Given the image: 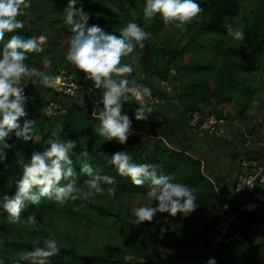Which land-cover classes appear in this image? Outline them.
I'll return each mask as SVG.
<instances>
[{
    "label": "trees",
    "instance_id": "obj_1",
    "mask_svg": "<svg viewBox=\"0 0 264 264\" xmlns=\"http://www.w3.org/2000/svg\"><path fill=\"white\" fill-rule=\"evenodd\" d=\"M37 1L43 7L49 27L56 31L59 44L68 50L71 36L70 26H66L64 31H58L56 27L57 24L64 23L65 13L59 15L58 12L66 7L67 0ZM136 2L137 0H84V5L85 10L92 13L90 24L98 23L105 27L107 31L119 34L120 28L134 16ZM198 2L202 11L187 22L183 28L173 26L172 22L166 24L163 18L157 14L153 26L166 29L167 42H170V44L168 45L169 49L164 52L161 45L153 43L150 51L151 72H153L152 74L161 73L162 70L164 75H167L173 71V79L182 89L179 91L178 100L186 112L195 111L201 105H207L210 107V113L219 120L240 118L245 113V107L241 101L252 99L254 96V89L248 85L245 78V72L248 68L244 65H240L237 71L224 68L216 61L213 49H224L229 54L240 57L243 60L242 64H245L253 61L261 53V46L249 42L248 44H241L240 47H226L225 37L228 32L225 27V11L216 12L217 0H198ZM15 33H20L25 37L34 36L32 31L24 29H17ZM15 33L6 34V38ZM198 39L206 42L208 40V42H211L212 48L210 50L207 48V51L204 48L194 47ZM183 40H186L185 44L181 43ZM212 52L213 54L209 55ZM135 58V52L133 51L129 56L122 57L121 63L132 64L133 71L126 75L130 81L134 79L140 84L136 73ZM25 62L41 74L32 77L37 81H42L43 74L57 76L61 65L53 62L44 51L29 53ZM163 79H166V77H163ZM39 104H34L33 112H28L27 117L35 120L36 133L34 139L29 142H22L17 141V138L13 135L9 143H14V147L7 149L6 158L0 160V195L4 192H8L10 195L15 192V180L22 175V168L18 161L29 159L33 150L42 151L44 147L48 146L49 137L54 136V138L61 140L73 139L77 141L72 158L78 173V185L81 191L87 187L83 183L87 177L80 172V160L77 158V153L87 149L90 153L89 162L92 163L96 171L102 175L115 176L113 185L115 191L137 194L143 200L142 202L147 199L151 204L152 201L146 195L147 184L133 185L129 177L121 176L114 166L107 163L108 154L125 150L137 162L158 164L159 173L171 175L174 182L188 184L197 196L196 208L190 214L186 212L184 216L178 213L175 217L168 216L167 213L157 214V217L150 224L161 220L163 223L172 226L176 234L182 235L194 232L198 221L218 215L221 197L227 194L228 188L221 186L217 179L206 173L205 168L208 161L196 151L176 146L170 148L155 142L154 144L147 143L141 134L133 131L125 144L108 141L96 132L99 120L93 114V103L80 104L78 101H73L68 106L60 122L58 121L60 129L55 134L53 130H48L45 126L47 106ZM158 125H160L162 131H165L166 137L178 131L177 129H170L166 121L155 123L153 130H156ZM262 127V125H258V131L261 132ZM255 128L252 130L253 133ZM38 135H41L40 139H36ZM181 136L187 139L185 135ZM257 139L263 144L260 152L253 151L252 155L247 152L246 157H253L258 153L264 154V137L258 136ZM64 182L61 181V183ZM154 203H158V201ZM61 210H88V215H90L89 212L94 210L101 218L113 215L112 212L98 208L86 200L69 199L65 203L59 204L45 197L40 204H29L27 208L22 210V220L19 223L10 222L8 213L0 209V229L28 230L27 226L33 224L28 220L29 215H35L37 222H39L40 217L45 213ZM95 212H91L93 217ZM164 217L168 218L165 220ZM244 217L248 222L255 220L253 213L246 212ZM97 220L102 219L98 217ZM145 223L149 222L145 221ZM247 233L248 231L245 229L243 232L245 237H247ZM149 238H147L149 243L155 245L166 244L165 240L153 234ZM259 238L257 244L232 247L228 254L220 259H218L217 254L227 249L228 245L221 247L217 253L211 256L217 258L218 264H264V232L260 233ZM0 245L7 251L15 248L19 251V255L6 258V260L0 261V264H30L29 261L21 260V254L25 250L33 248L34 244L4 241ZM59 248L58 253L48 258L49 264H124L121 259L116 257L81 253L75 248Z\"/></svg>",
    "mask_w": 264,
    "mask_h": 264
},
{
    "label": "clouds",
    "instance_id": "obj_2",
    "mask_svg": "<svg viewBox=\"0 0 264 264\" xmlns=\"http://www.w3.org/2000/svg\"><path fill=\"white\" fill-rule=\"evenodd\" d=\"M31 3L32 0H0V160L6 158L7 149L14 147V143H9L13 135L17 141L29 142L36 133L35 120L27 118L25 89L29 82L35 83L31 80L33 74H41L25 61L29 53L43 51L45 37H25L15 33L24 27V21L18 17L31 7ZM63 11L64 23L71 28L65 59L85 81L100 90L98 98L92 101L93 114L99 120L96 132L108 141L125 144L132 133L133 120H147L153 109L142 99L151 95V89L134 79L130 81L126 74L133 71V66L121 63V59L133 53L137 45L143 48L150 33L135 20L123 25L119 34L107 31L98 23L90 24L92 13L85 10L84 0H67ZM201 11L198 0H145L143 6L144 18L159 14L166 24L176 22L180 28ZM226 28L233 39H244L241 28L231 23H227ZM8 33L15 34L6 38ZM59 79V76L42 75L43 82L48 85ZM133 98L141 103L132 108L130 116L125 102ZM76 144V140L52 136L42 151L33 150L29 159L18 161L22 175L15 180V192L0 195V209L8 213L10 222H21L22 210L29 204H40L45 197L59 204L77 198L81 189L72 158ZM89 157L87 149L77 153L80 172L87 177L83 181L89 190L86 195L102 194L105 190L114 195L115 176L100 174L89 162ZM107 163L121 176L129 177L133 185H148L146 195L152 203L132 209L133 224L139 226L145 221L151 222L162 213L171 217L178 213L190 214L196 208L197 196L192 187L174 182L169 174L159 173L158 164L137 162L125 150L108 154ZM28 220L37 223L35 215H29ZM160 230L163 233L166 228L161 225ZM33 244V248L21 254V260L30 264H49L48 258L60 250L59 241L53 235L45 237L42 242L38 238ZM205 264H218L217 258L211 256Z\"/></svg>",
    "mask_w": 264,
    "mask_h": 264
},
{
    "label": "rangeland",
    "instance_id": "obj_3",
    "mask_svg": "<svg viewBox=\"0 0 264 264\" xmlns=\"http://www.w3.org/2000/svg\"><path fill=\"white\" fill-rule=\"evenodd\" d=\"M216 12L225 11L224 17L226 24L231 23L234 27L241 28L245 37L243 40H235L230 35L226 34V47H240L241 44H248L252 42L255 45L261 46V53L254 58L253 61L243 63V60L238 56L229 54L224 49H213L216 61L224 68L237 71L240 65L248 68L246 70L245 78L251 87L254 89V96L252 99L242 100L245 107V114L237 121L245 125H251V122H257L255 125V136H261L264 130V0H217ZM145 0H137L134 7V16L131 20L137 21L150 35L144 40V47L137 45L134 49L136 60V73L140 85H147L151 89L150 97H159L161 102L153 104L154 108L163 106L166 103L167 96L162 94L158 85L164 86V93L175 95L177 89L181 91V87L173 79V71L164 75L161 73H154L150 65V51L153 43H158L166 52L170 42L168 34L164 27H154L153 22L155 17L146 19L143 16V6ZM63 10H59L58 14L62 15ZM159 16V15H158ZM161 17V16H159ZM24 21L22 29L29 30L34 33V36L45 37L43 41V51L49 58L55 62L60 63L59 74L65 75L68 79L66 83H76L80 85L79 92L76 96H70L62 91L56 90L53 85H48L47 82L37 81L32 78L36 76L33 74L31 80L35 83L29 82L25 91L28 99L26 100V110L29 113L33 112L34 104L46 105L47 117L45 119V126L48 130H53L56 134L60 129L61 118L66 109L73 101H78L80 104H90L93 99H97L96 95L99 89H95L90 81H85L78 71L65 59L67 50L58 42L57 34L54 29H51L48 20L44 15V10L40 2L32 0L31 7L25 13L18 17ZM176 26V22L171 23ZM68 26L65 23L57 24L58 31H64ZM226 27V26H225ZM70 40V39H69ZM208 42V40H207ZM205 40L198 39L194 47L212 48L211 42L207 43ZM186 43V40L181 42ZM208 51V50H207ZM210 53L209 55H212ZM163 60V59H162ZM233 71V72H234ZM243 75V73H242ZM58 76V74H57ZM71 77V78H69ZM166 77V79H163ZM167 84H166V83ZM159 90H158V89ZM179 93V92H178ZM165 97V98H164ZM170 97V96H169ZM178 97V96H177ZM32 99V100H31ZM178 99V98H177ZM134 98L126 101L125 105H135ZM51 105V106H50ZM151 108L152 104H147ZM203 106V105H201ZM201 106L199 108H201ZM207 106V105H206ZM185 115L188 112H184ZM192 114V112H191ZM132 131L141 134L147 143L164 144L168 147H182L188 146V150L196 151L189 146L190 141L181 136L179 131L173 132L169 137H166L165 131L161 130L160 125L156 130L151 129L149 122H138L134 120ZM258 125H262L263 130L258 131ZM253 128V129H254ZM155 132V134H154ZM244 136V134H243ZM38 135L36 139H40ZM247 139L246 136L243 137ZM204 158H208L212 153L206 155L201 154ZM252 154V153H251ZM236 153L233 154L236 157ZM206 171V170H205ZM221 186L223 182L220 181ZM226 187V185H224ZM227 189V188H226ZM88 188L85 187L78 195L79 200H86L94 206L112 212L111 216H104L101 218L97 212L93 217V213L88 210H61L57 212H47L40 217V221L28 225V230L12 231L0 229V243L4 241L28 243L33 244V241L40 239L42 242L45 237L53 235L59 241V247L75 248L81 253H92L96 255H106L109 257H116L121 259L124 264H205V261L219 251L223 246L228 245L226 241L216 239L217 245L210 248H203L202 250H195V242L189 241L188 235L183 240V235L176 234L172 226L159 220L154 224L143 223L142 225H135L132 223L134 215L132 209L142 204H149L150 201L145 199L144 202L137 196V194L129 192H118L109 194L105 190L102 194L86 195ZM98 217L102 220H97ZM206 220V219H204ZM196 224L195 232L200 230V226ZM163 225L166 228L165 232H161L160 228ZM163 239L166 241L165 245H155L147 241L150 235ZM150 239V238H149ZM203 247V246H202ZM19 255V251L15 249L4 250L0 245V261L6 258H12ZM219 256V253L217 254Z\"/></svg>",
    "mask_w": 264,
    "mask_h": 264
},
{
    "label": "crops",
    "instance_id": "obj_4",
    "mask_svg": "<svg viewBox=\"0 0 264 264\" xmlns=\"http://www.w3.org/2000/svg\"><path fill=\"white\" fill-rule=\"evenodd\" d=\"M164 86L165 84L158 85V88L165 97H168L166 99L167 102L164 103L163 106L160 105L155 108L152 104L153 111L148 114L149 118L142 121L149 122L151 124V129L155 123L166 121L170 129H177L181 135H185L190 141L189 146L196 149L197 152L204 155L212 153L211 156H208V158L206 157L208 161L205 168L206 173L219 182L222 181L223 187H225L224 185H226L225 188L231 187L239 170L241 159L248 155L247 152L249 155H252L251 153L253 151L260 152L262 148V142L254 137L255 134L252 132L257 122L254 121L253 123L251 122V125H245L237 121L239 118L226 119L219 121L220 128L218 132L210 133L203 131L191 121L194 111H191L192 114L191 112H188L187 115L184 114L185 109L177 99L179 94L177 85H175V89H177L175 95L169 94L170 97L164 93ZM96 98H98V95H96ZM134 100L138 104L125 105V109L128 110L130 116L132 115V108L139 106L141 103V101L135 98ZM198 111H201L203 115L206 113L208 116H214L210 113V107L206 105L201 106ZM243 134L247 139L243 138ZM260 137H264V130ZM182 148L187 149L188 146L183 145ZM235 153L237 154L236 157L233 156ZM257 155H262V153H258ZM260 194L264 199V184L260 186ZM253 216H255V220L249 221L246 227L248 231L246 241L242 242L243 244L238 241H233L232 243L227 242L228 248L219 252L218 259L226 256L234 246L254 245L259 242V235L264 232V200L263 206L255 211ZM216 223L217 216L199 222L197 225L198 227L200 226L199 232L197 230L196 232L182 234L183 240H185V236L188 235L186 238L192 243L195 242V250L214 247L218 244L216 243V239L218 238Z\"/></svg>",
    "mask_w": 264,
    "mask_h": 264
},
{
    "label": "built area",
    "instance_id": "obj_5",
    "mask_svg": "<svg viewBox=\"0 0 264 264\" xmlns=\"http://www.w3.org/2000/svg\"><path fill=\"white\" fill-rule=\"evenodd\" d=\"M58 76L60 77L59 81L52 83L56 90L76 96L80 85L66 83L68 78L63 74H58ZM142 99L145 104L161 102L157 96H145ZM191 121L201 130L210 133L218 132L220 128L219 119L215 116H208L206 113L203 115L198 110L192 114ZM239 165L233 184L228 188L227 194L221 197L217 215L218 238L228 243L246 241L243 232L248 220L244 217V213H254L263 206L264 200L260 194V186L264 184V154L244 157Z\"/></svg>",
    "mask_w": 264,
    "mask_h": 264
}]
</instances>
